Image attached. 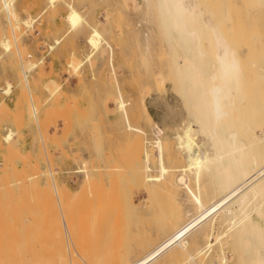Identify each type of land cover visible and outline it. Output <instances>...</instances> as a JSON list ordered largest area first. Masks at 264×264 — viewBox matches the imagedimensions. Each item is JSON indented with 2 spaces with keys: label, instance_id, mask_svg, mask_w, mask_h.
<instances>
[{
  "label": "rangeland",
  "instance_id": "374dc122",
  "mask_svg": "<svg viewBox=\"0 0 264 264\" xmlns=\"http://www.w3.org/2000/svg\"><path fill=\"white\" fill-rule=\"evenodd\" d=\"M198 2L243 50L252 45L253 31H264V7L250 0ZM71 7L83 18L77 28L68 21ZM93 28L104 40L94 52L88 43ZM166 43L143 0H0V90L12 93L11 98L0 97V264H60L55 257L61 258L63 251L68 257L74 253V264H103V260L112 264L124 259L131 263L161 243L175 223L196 213L181 188L160 189L150 198L134 171L138 136L125 131L118 108L122 96L129 114L134 115L133 123L146 133L148 141L159 137L169 146L177 145L175 132L190 122V116L175 89ZM160 53L163 58H158ZM247 56L244 62L249 63ZM257 60L264 62V58ZM159 73L166 78L163 88L156 87ZM253 84H247V92ZM254 90L248 93L250 99ZM143 101L156 122L146 117ZM157 128L162 134L156 133ZM11 133L12 141L7 143L4 139ZM130 157L133 163L128 162ZM125 164L133 171L126 170ZM166 164L183 167L186 160L178 157ZM86 172L89 181H85ZM151 174H159L156 166ZM92 193L99 206L91 200L89 204ZM170 203L176 211L170 212ZM172 216L179 217L173 220ZM220 230L217 226L216 232ZM208 231L209 226L190 238L193 254L204 244L203 232ZM226 252L231 258L230 247ZM4 253L9 254L7 258ZM176 255L180 260L188 257L181 249ZM222 256L216 244L207 255L198 260L196 256L188 264H218ZM69 259L59 261L69 264ZM169 263L177 261L171 262L165 255L155 264Z\"/></svg>",
  "mask_w": 264,
  "mask_h": 264
},
{
  "label": "bare ground",
  "instance_id": "6f19581e",
  "mask_svg": "<svg viewBox=\"0 0 264 264\" xmlns=\"http://www.w3.org/2000/svg\"><path fill=\"white\" fill-rule=\"evenodd\" d=\"M51 1L54 2L55 0ZM143 2L147 14L153 15L157 20L161 34L167 42L166 56L170 60L173 81L177 87L175 89L179 91L178 94L181 95L187 106L190 122L188 121L187 125L181 122L184 127L178 128V130L180 129L181 131L182 129V132L172 130V134L175 132L176 135L177 133L176 137L178 139L177 145L172 147V145L169 146L162 142L159 137L155 142H150L148 138L144 137L147 136L146 133L133 123L134 115L129 114L128 103L122 96L118 99V108L122 112L125 131L138 136L136 144L134 142L139 149L136 151L137 153L135 151L133 153L138 156L134 171L140 184L149 193L150 198L160 189L175 188L176 191L177 188H181L191 201L196 213L188 215V218L182 223H175L170 234L141 258L131 263H124L126 262L124 261L125 259L123 262L117 260L114 261L116 263L113 262L112 264H155L165 255L170 257L171 262L177 261L176 264H188L189 261H195L196 256H198V260L199 256L207 255L216 244L220 246L223 254L218 264H264V62L257 60V58H264V31L259 32L260 34L257 31L255 34L253 31V41L252 39L250 40L252 45H248L249 49L246 46V49H248L246 51L241 48L242 44L241 47H237L231 42L230 38L220 29L219 22L204 13V9L199 5L198 0H143ZM250 2L257 4L260 8L264 7V0H250ZM72 7L71 11H69L68 21L72 27L77 28L81 25L83 18ZM256 11L258 13V10ZM259 16L261 15L259 14ZM102 42L104 40L101 32L97 28H93L88 37V43L93 52L100 49ZM205 43L207 44L205 45ZM161 55L158 58H163L164 54L162 53ZM247 55H250V59ZM246 56L250 60L249 63H247L248 61L244 62V60H247ZM78 67L79 65L76 68ZM247 82L254 83L253 87L256 93L251 85L252 89L247 92ZM157 84V88L165 87L166 78L161 73L157 74ZM168 88H166L167 91ZM252 90H254L252 97L255 96L250 99L251 94L248 96V93L249 91L252 92ZM167 91L165 92L167 93ZM147 95L145 98L148 97ZM142 107L146 117L150 121H154L145 101L142 102ZM165 119L167 120V118ZM156 133L162 134V129L157 128ZM12 136L13 134L11 133L4 140L9 143L12 141ZM9 147L11 148L10 145ZM152 147L157 148L156 153L153 152ZM125 152L129 154L130 149ZM127 154L126 157H128ZM178 157L186 160V166L172 167L166 164V161H171ZM130 158L128 162L132 161V157ZM153 166L158 168V175L151 174ZM115 167L113 168L117 169L118 166ZM124 168L131 170L133 167H129L128 164ZM79 172H84V170H79ZM89 180L90 174L86 172L85 181ZM109 189L111 188L109 187ZM172 190L174 191V189ZM93 194H91L92 196L89 195V197L91 196V199H88L89 204L91 200V202H95L94 204L99 206L100 201L98 202V198L94 199ZM95 196L97 197L96 194ZM123 197L124 195L120 198ZM118 201L117 203H119ZM128 203L126 206H129ZM172 204L170 203L172 208H168L171 210L170 212L176 211L172 210L174 209ZM161 212L163 211L161 210ZM93 213L94 215L96 214L95 211ZM177 214L175 212V215ZM86 216L88 217V215ZM95 216L97 217L98 214ZM87 217L84 218L88 219ZM174 217L172 216V218ZM178 217L176 216L173 220L178 219ZM162 219L164 220L165 218ZM95 220L97 221V219ZM208 226L210 231L203 232L202 239L204 244L197 249L195 247L196 250L193 254L190 250L193 246L190 238ZM217 226L223 230L216 232ZM6 228L9 227L6 226ZM44 229L41 230L45 234ZM22 239L18 240V242L22 241ZM25 247L23 246V249ZM227 247L231 248V258L226 256ZM12 249L14 250V248ZM177 249L186 252L188 257H183L180 260L176 255ZM13 253L15 255V252ZM63 253L65 255L66 253L68 254L67 251H63ZM62 254L60 255L61 258H70L69 264H74L77 261H74L73 252L69 253V257L68 255L62 256ZM8 255L6 254V258ZM52 255L53 253L50 256L52 257ZM25 258L22 255L21 259L24 260ZM61 258L55 257L58 260L57 263L62 264V261H59ZM202 258L204 260V257ZM11 261L16 262V260ZM67 262L68 260H66ZM97 262L99 264V261ZM103 262L105 263L104 260ZM103 262L101 261V263ZM196 262L192 264H197Z\"/></svg>",
  "mask_w": 264,
  "mask_h": 264
},
{
  "label": "built area",
  "instance_id": "2783aa9c",
  "mask_svg": "<svg viewBox=\"0 0 264 264\" xmlns=\"http://www.w3.org/2000/svg\"><path fill=\"white\" fill-rule=\"evenodd\" d=\"M12 93L7 94L5 90H0V97H4L5 99L11 98Z\"/></svg>",
  "mask_w": 264,
  "mask_h": 264
},
{
  "label": "crops",
  "instance_id": "0c3cea01",
  "mask_svg": "<svg viewBox=\"0 0 264 264\" xmlns=\"http://www.w3.org/2000/svg\"><path fill=\"white\" fill-rule=\"evenodd\" d=\"M55 65H57V64H55Z\"/></svg>",
  "mask_w": 264,
  "mask_h": 264
}]
</instances>
